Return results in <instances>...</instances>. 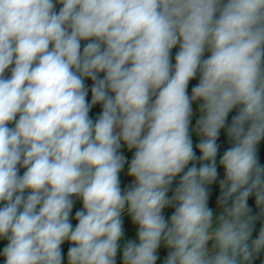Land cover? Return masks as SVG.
Returning a JSON list of instances; mask_svg holds the SVG:
<instances>
[{"label": "clouds", "instance_id": "9594fccd", "mask_svg": "<svg viewBox=\"0 0 264 264\" xmlns=\"http://www.w3.org/2000/svg\"><path fill=\"white\" fill-rule=\"evenodd\" d=\"M234 109L214 216L208 186ZM262 139L264 0H0L3 264H64L65 242L67 264H117L125 213L138 243L123 245L122 264H157L162 244L163 264H254ZM126 163L133 180L122 189Z\"/></svg>", "mask_w": 264, "mask_h": 264}, {"label": "crops", "instance_id": "0c3cea01", "mask_svg": "<svg viewBox=\"0 0 264 264\" xmlns=\"http://www.w3.org/2000/svg\"><path fill=\"white\" fill-rule=\"evenodd\" d=\"M60 7H61V5H59V4L56 5V9L57 10ZM84 43H86V42L82 41V45ZM178 51H179V46L177 45V47L173 48L172 53H171V61H172L173 65L175 64V55H176V53ZM208 55H209V53L206 51L204 58H206ZM100 75L102 76L103 74L101 73ZM6 76H10V71L6 73ZM198 82H199V74H197V77L195 79H193V80H191L189 82V87H188L189 95H191L192 87H194L196 84H198ZM85 83H86V86L89 88L88 100L90 102V100H91L90 88H91V85H92L93 82L90 79H86ZM200 103H201L200 101H196V102L193 103V116L191 118V124H190V135H191V138L193 140V148H195L199 144L200 139H201V137L197 134V132L195 130L196 121L199 119V117L201 115H203V113H201L199 111V104ZM101 111H102V105H99V104L98 105H94L92 107V109L90 110V113H89L90 118H92L93 120L97 119L99 117ZM121 151L125 155V157L127 159V162L130 163L134 150L128 151L126 145H124L122 147ZM128 163L125 164V168L122 170L121 176H120L122 189L126 188L127 185L129 183H131L132 180H133V178L127 176ZM190 166L191 165H189V167ZM178 181H179V177H177L176 180L174 181L173 186H172L173 189L177 186ZM171 194L172 193L170 191L169 195H171ZM73 199H74V209H73V216H74L75 211L82 207V201H80L79 199H77L75 197ZM212 208L214 210V216H215V214L217 213V205L213 206ZM172 211H174V209H172V208H166L164 210V214L166 216V219L170 217ZM123 215H124V218H125L126 234H125V236L122 238V240L120 242L121 243V248H120V250H118L117 264H122V248H123V245L127 242V240L128 239H135L137 241V243H138V237L136 236V231H137V227L138 226H135V225L131 224L130 217H127L126 213L123 214ZM263 220H264V218H263ZM72 222H73V224L76 223L75 220H73ZM168 251L169 250L166 249L165 246L162 244L161 248L158 250V253H157L158 256H159L157 264H163L164 259L166 258V255H167Z\"/></svg>", "mask_w": 264, "mask_h": 264}, {"label": "trees", "instance_id": "16d2710c", "mask_svg": "<svg viewBox=\"0 0 264 264\" xmlns=\"http://www.w3.org/2000/svg\"><path fill=\"white\" fill-rule=\"evenodd\" d=\"M236 114H237L236 109H234L229 114V117L226 121V125L224 128H222L220 130V134H219V137L217 140V144H218V155H217L218 180L213 185L208 186L209 187V196H210V199H209V206L210 207L217 205L216 204L217 199L221 195V190L219 188V180L223 178L224 170H223V167L219 165V158H220V156H222L223 152L227 148L231 147L233 144V141L227 135V129L230 126L232 117ZM194 151H195L197 157H199L201 155L197 146L194 148ZM257 157H258L259 164L261 166H264V139H262L261 142L257 145ZM197 166H199V162H197ZM24 171H25V169L21 168L20 174L22 175ZM248 204H249V208L251 209L250 214L253 216H259V213L261 210H260V208H258L256 206L254 196H251L249 198ZM259 218H264V216H259ZM259 218L255 221V227H254L253 236H252L253 239H255L258 236L259 229H260L261 225L264 224V220L259 219ZM6 244H7V240H6V242H0V253H2L3 247ZM0 257H1V255H0ZM262 260H264V254H262L258 259H256L254 261V264H261ZM3 261H4V259L0 258V264H3Z\"/></svg>", "mask_w": 264, "mask_h": 264}, {"label": "rangeland", "instance_id": "374dc122", "mask_svg": "<svg viewBox=\"0 0 264 264\" xmlns=\"http://www.w3.org/2000/svg\"><path fill=\"white\" fill-rule=\"evenodd\" d=\"M10 126H14V125H10ZM259 219H262L263 220V218H259ZM0 242H6V240H0ZM6 246V245H5ZM68 247H70V245H69V243L68 242H65L63 245H62V249H63V251H64V257H65V259H64V264H67V249H68ZM0 258H3L4 259V257L1 255V257Z\"/></svg>", "mask_w": 264, "mask_h": 264}]
</instances>
